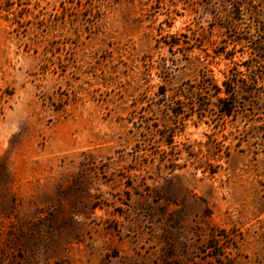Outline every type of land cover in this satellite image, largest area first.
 Returning a JSON list of instances; mask_svg holds the SVG:
<instances>
[{
  "label": "rangeland",
  "instance_id": "1",
  "mask_svg": "<svg viewBox=\"0 0 264 264\" xmlns=\"http://www.w3.org/2000/svg\"><path fill=\"white\" fill-rule=\"evenodd\" d=\"M0 264H264V0H0Z\"/></svg>",
  "mask_w": 264,
  "mask_h": 264
},
{
  "label": "trees",
  "instance_id": "2",
  "mask_svg": "<svg viewBox=\"0 0 264 264\" xmlns=\"http://www.w3.org/2000/svg\"><path fill=\"white\" fill-rule=\"evenodd\" d=\"M206 80V79H205ZM218 93H221L220 90H217ZM226 95L229 94L228 91H225ZM218 102L220 103L218 109H219V112L223 115V116H226V117H231L233 116V108L232 107H229L227 108L226 107V99L222 98V99H218Z\"/></svg>",
  "mask_w": 264,
  "mask_h": 264
}]
</instances>
